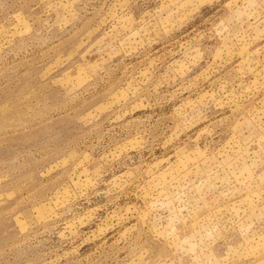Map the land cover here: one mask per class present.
I'll use <instances>...</instances> for the list:
<instances>
[{
	"label": "rangeland",
	"instance_id": "obj_1",
	"mask_svg": "<svg viewBox=\"0 0 264 264\" xmlns=\"http://www.w3.org/2000/svg\"><path fill=\"white\" fill-rule=\"evenodd\" d=\"M0 264H264V0H0Z\"/></svg>",
	"mask_w": 264,
	"mask_h": 264
}]
</instances>
